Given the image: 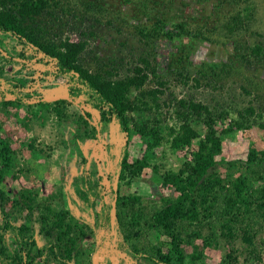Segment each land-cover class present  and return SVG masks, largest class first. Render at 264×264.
<instances>
[{"label": "rangeland", "instance_id": "1", "mask_svg": "<svg viewBox=\"0 0 264 264\" xmlns=\"http://www.w3.org/2000/svg\"><path fill=\"white\" fill-rule=\"evenodd\" d=\"M50 1L51 6L36 17L33 26L42 27L56 41L65 37L86 39L81 60L92 71L102 65L112 70L115 77H124L132 73L141 57H148L151 66H156L157 76L151 73L145 88L163 90L159 99L164 140L150 158V166L129 184L122 182L123 194H147L159 201L166 194L158 188L159 176L186 168L191 150L177 152L170 146V126L178 125L174 104L181 98L206 103L213 111L228 109V121L253 106L255 112L249 114L253 124L221 133L223 151L217 159L225 162L218 168L229 172L227 161L246 160L254 147L253 154L262 159L255 167L264 170V0ZM93 3L102 9L97 12L87 6ZM239 12L241 23L236 26L232 17ZM158 19L166 22V29L182 24L184 32L173 37L144 38L139 28L153 27ZM257 46L259 51H255ZM0 77V138L9 143L12 156L5 179L0 182V224L4 217L2 208L7 213L0 231L8 222L11 227H29L37 232L32 251L37 252L38 247L46 249L42 255H35V264H59L54 254H63L64 248L56 247L50 253L47 247L53 238L45 236L44 229L39 232L40 227L50 228L56 236V229L51 226L55 213L66 212L65 224L70 225L71 213L82 215L90 221L91 228L73 220L81 248L68 264H156L126 253L118 236L111 235L109 212L101 195L106 202L113 196L111 186L125 139L114 117L103 123L86 96L66 94L76 82L68 73L58 71L56 61L1 30ZM13 90L22 101H3V97L15 99ZM58 95L67 97L57 103L52 97ZM42 96L49 99L38 102ZM100 120L101 140L93 128ZM197 126L201 129V125ZM130 149L136 157L143 152L139 142ZM233 171L246 172L242 166ZM251 182L255 189L262 185L255 178ZM80 228L88 232L86 237H79ZM201 230L200 236L184 245L187 264H219L233 248L239 249V264H250L254 259L246 260L250 254L241 234L226 239L216 228L218 236L212 239L207 227ZM3 232L13 250L16 244L11 242L10 227ZM161 238L153 231L140 243L148 249ZM262 240L264 229L255 238L258 248L264 251ZM257 264H264V259Z\"/></svg>", "mask_w": 264, "mask_h": 264}, {"label": "trees", "instance_id": "2", "mask_svg": "<svg viewBox=\"0 0 264 264\" xmlns=\"http://www.w3.org/2000/svg\"><path fill=\"white\" fill-rule=\"evenodd\" d=\"M50 6V0H0V30L56 61L58 71L68 73L70 79L76 82L70 87L72 96L83 94L87 103L97 109L103 118L109 115L118 122L125 139L117 171L119 188L114 224L125 252L156 264H187L185 243L200 236L201 229L207 227L212 239L218 236L216 228L220 230V236L226 239L230 235L241 234V240L247 245L250 254L246 260L250 261V257H253L250 264L263 262L264 251L255 243V238L264 229V170L255 167L262 159L253 154L252 147L246 160L227 161L230 171L224 173L218 165L225 161L217 159L223 151L221 133L240 130L253 124L249 114L254 113L255 108L249 106L245 112L239 111L237 117L228 121V109L213 111L210 105L200 101L183 98L177 100L174 114L178 125L170 126V146L177 152L191 150V156L185 163L186 168L178 172L167 171L159 176L158 188L166 193L159 201L150 199L147 194H123L120 189L122 182L129 184L133 177L150 166V158L164 140L163 121L160 118L162 103L159 99V93L163 90L145 88L150 74L157 76L156 66H151L148 57H141L140 63L132 68V73L124 77H115L112 70L102 65L92 71L81 60L87 47L86 39L75 41L65 37L56 41L48 37L42 27L33 26L36 17ZM87 6L97 12L102 9L94 3ZM232 20L236 26L241 23L240 12ZM165 26L166 22L158 19L153 27L139 28V33L144 38H153L161 35L179 36L184 32L182 24L171 29ZM177 27L180 31H177ZM259 50L257 46L255 51ZM156 81L159 84L164 82L160 79ZM2 99L5 102L15 101L4 97ZM16 101L20 103L21 97L18 96ZM56 109L60 112L59 107ZM197 125H201V129ZM134 142L140 143L143 149L141 156L132 155L130 148ZM10 148L9 143L0 138V157L3 162L0 182L12 162ZM241 166L246 172L235 174L233 169ZM253 178L262 181L258 189L251 186ZM112 199L107 205L108 210H112ZM28 208L31 209L32 205L29 204ZM65 216L66 212L55 213L51 226L56 229V236L43 225L39 231L44 229L45 236H52L53 242L47 247L50 253H54L56 247L64 248L63 254H54L59 264H68V260L79 255L76 252L74 227L65 224ZM192 226L196 228L191 229ZM25 228L29 237L25 236L26 233L20 227H13L15 257L19 263L35 264V255H42L46 249L39 247L37 252H33L31 246L37 244V232ZM153 231L160 234L162 241L144 249L140 242ZM80 234L84 236L83 229H80ZM111 235L114 236L113 232ZM207 244L210 245L209 240ZM1 251L11 255V251L4 245ZM238 252L237 248L231 249L219 264H239Z\"/></svg>", "mask_w": 264, "mask_h": 264}, {"label": "flooded vegetation", "instance_id": "3", "mask_svg": "<svg viewBox=\"0 0 264 264\" xmlns=\"http://www.w3.org/2000/svg\"><path fill=\"white\" fill-rule=\"evenodd\" d=\"M44 54V53H43ZM64 74V73H63ZM0 82L2 83L3 81H2V78L0 77ZM13 93H16L17 94V96L15 97V102H17L16 101V99L18 98V96H20L19 94H18V92H16V91H14L13 90ZM68 96H72L71 94H70V88L68 89V93H66ZM21 97V96H20ZM65 97H67L66 95H58V96H55V97H52L53 98V100H55L57 103H60V102H63L64 101V99H65ZM21 99H22V97H21ZM46 101V99H44V97L42 96L40 99H38V102L39 101ZM91 106V105H90ZM92 107V106H91ZM93 108V107H92ZM94 109V108H93ZM95 110H97V109H95ZM98 111V110H97ZM88 113L89 114H91V112L90 111H88ZM99 114H100V112H99ZM100 116H101V114H100ZM108 117H110L109 115H107L105 118H103V116H101V120H102V122L104 123V122H107V120L109 119ZM101 120L100 121H96V123H95V125H94V129L96 130V133H97V137H98V139L99 140H101L102 139V137H103V132H102V130L100 129V127H99V123L101 122ZM119 160H120V158H119ZM0 161L2 162V158L0 157ZM2 164H3V162H2ZM118 167L116 168V171H115V178H114V180H113V182H112V192H113V196L111 197V199L113 198L114 199V194H115V190H114V187H113V183H114V181H115V179H116V175H117V171L119 170V168H120V165H119V161H118V165H117ZM5 179V178H4ZM3 179V180H4ZM118 185H119V179H118ZM118 188H119V186H118ZM117 193H118V189H117ZM86 194H87V192H86ZM101 199H102V202H103V205L105 206V207H107V205H108V203L110 202H106L105 201V199H104V197L101 195ZM110 199V200H111ZM113 199H112V201H113ZM111 201V202H112ZM111 209H112V207H111ZM2 212H3V215H4V217H3V223L2 224H0V229H1V226H3V224L6 222L5 220H7V218H6V215H7V213H4V209L2 208V210H1ZM108 212H109V222H110V228H111V231H112V226H111V212H112V210H108ZM69 212H67V214H68ZM66 217V216H65ZM80 218H81V220H80ZM73 220H77V221H79V222H81V223H84V225L87 227V228H91V223H90V221H88V220H86L82 215L81 216H75V215H73L72 213H71V224L73 225V229H74V231H73V234L77 237V235L75 234V233H77V230H78V228H76L75 229V224L76 223H74V221ZM70 225V223H66V225ZM89 224V225H88ZM10 227V229H11V232H12V235H13V239H12V244H16V242H15V237H14V234H13V231H14V229H13V227H11L10 226V224H9V222H8V225H7V223L4 225V227H3V231L4 230H6V229H8L9 227ZM26 227V226H25ZM24 227V225H20V228L22 229V231L23 232H25V230H26V228ZM80 229H82V228H80ZM79 229V230H80ZM117 230V229H116ZM3 231H0V264H24V263H19L18 262V260H17V258L15 257V249H16V246H15V248L13 249V250H10L9 249V247H10V245H8L7 243V241H6V238H5V236H4V232ZM80 232V231H79ZM85 232V231H84ZM94 231L92 230V234H94L93 233ZM113 232V231H112ZM26 234H28V232H25ZM25 234V235H26ZM72 234V233H71ZM70 234V235H71ZM88 235V232L86 231L85 232V234H84V236H82V234H80L79 235V237H81V238H83V237H86ZM55 236V235H54ZM117 237V236H116ZM115 236H113V238H116ZM79 243V240H78V237H77V246H76V248H77V250H76V252H79V249L81 248L80 247V244H78ZM11 244V245H12ZM14 244V245H15ZM7 246V248H8V250L9 251H11V255L10 254H6V255H4L5 253H3L2 251H1V246ZM39 248V247H38ZM4 256V259H2V257Z\"/></svg>", "mask_w": 264, "mask_h": 264}, {"label": "water", "instance_id": "4", "mask_svg": "<svg viewBox=\"0 0 264 264\" xmlns=\"http://www.w3.org/2000/svg\"><path fill=\"white\" fill-rule=\"evenodd\" d=\"M44 99L48 100L49 97H45ZM113 187H114V190H115V194H114V199L112 201V212H111V226H112V231H113V234L114 236L116 237L117 236V230L115 228V209H116V199H117V189H118V175H116V179L113 183Z\"/></svg>", "mask_w": 264, "mask_h": 264}]
</instances>
